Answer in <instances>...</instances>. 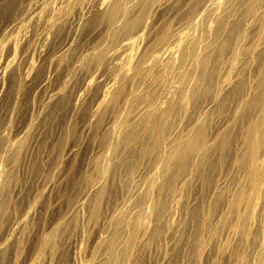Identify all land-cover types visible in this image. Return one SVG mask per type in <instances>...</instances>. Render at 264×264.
Returning a JSON list of instances; mask_svg holds the SVG:
<instances>
[{"label":"bare ground","instance_id":"obj_1","mask_svg":"<svg viewBox=\"0 0 264 264\" xmlns=\"http://www.w3.org/2000/svg\"><path fill=\"white\" fill-rule=\"evenodd\" d=\"M6 2L7 0H0V6ZM28 2L31 3V0H28ZM20 18L17 21L11 20L12 23L10 24H5L0 47L1 45H7L13 48L19 40H24L31 30L38 26L41 29L36 33L33 32L31 36L32 40L35 41V45H31L33 42L29 45L33 47H30V49L26 47V50L18 58L11 57L3 62L0 61V88L1 79L8 69L19 74L18 82H12L11 80V84H9L12 90L10 103L15 104L18 97L25 98L27 91L24 94L25 96L23 95L24 97L19 95L24 89H29L34 94L33 96H40L39 102L37 101L38 104L33 103L37 104L38 113H43L50 106L63 102L65 107L60 104L65 108V113L68 112L69 115V118H66L71 119L81 110L80 108L87 100L85 98L89 93L88 90L96 86L98 89L96 96L92 98L91 95H95L94 93L90 94L91 97L88 95L89 99L92 98L88 100L90 101V106L87 105L89 109L86 110H89L88 117L87 119L86 116L85 118L81 117L86 120L79 122L80 128L88 136V132L94 127L93 122H96L95 118L104 112L106 117L102 116L103 120L100 121L101 124L99 122V129H102L101 133H106L105 138L108 140H105L106 142L102 140L106 144L104 151L102 149L101 152L103 154L97 156L98 159L96 157L95 160V153L93 154L94 161H91L92 163L88 161L90 166L87 167L90 169V175H94L93 178L86 176L83 179L84 184L81 192L71 198L72 202H69L70 205H68L70 208H66L68 209L66 212H64V209V213H57L58 215L56 214L57 216L53 220L49 221L47 219L49 224L45 222L48 224L46 228H49L50 230H47L50 232L45 235L43 233L47 230L36 233L37 236L34 240L36 239L38 244L35 245L37 246V249L35 247L36 250L33 247L36 251V254L33 255L35 257L23 264H39L41 259H39V255H45V264H51L53 262L52 256L56 254L57 249L50 240L49 233L62 230L71 220L69 219L71 212L82 211L81 209H85L84 206L86 208L87 206L90 207L88 210L89 212L91 210V215L88 216L93 220L92 215L101 205L104 206L103 209L107 210L106 218L98 227L97 224L94 225V221L89 223L90 225L88 224L90 226L89 230L92 227L95 231L94 228H96L94 235L91 233L92 231L90 232L87 229L93 235L90 236L91 239L85 231L80 230L82 232L77 234L79 235L77 237H80V242L89 237L90 252L86 260H82L83 262L78 261L81 259L79 256L82 254V248L79 244H71V233L66 232L65 235L61 236L59 246L62 251L59 252L66 251L68 253V255L66 254L68 264H171L174 256L178 259L174 258L176 264H184L183 261H186V256L195 257V253L189 254L187 247L192 246L191 243L194 241H198V237H202L198 236V231L203 236L206 233L204 231L207 230L209 224L206 219L207 216L204 214L208 213V216H212L213 211H210V209L214 210L219 203L222 205L217 207L219 208L217 212L216 209L214 210L216 217H213H215V221L221 223L222 227L216 224L218 228L221 227L220 231L216 228L220 234L215 232L216 229H211L215 230L214 233L219 234V237L215 234L216 237L213 238L215 236L211 235L213 232L205 235H208L210 239L213 238L212 241L215 245H217L216 240L219 239H224L225 242L222 244V248L216 246L215 250L211 248L213 250V252L210 251L212 255L209 252L210 248H207L209 252L207 255L210 256H204L206 257L204 260H209L211 263L213 257H219V259H224L223 262L226 261V264H228L227 259H230V264H264L263 238L253 236L252 241H249L250 235L259 234L261 236L260 233H264V0H183L181 3H179V0H33L29 7L25 9L22 19ZM97 18L100 21L96 23L95 19ZM150 18L152 21H150ZM92 21L95 24L85 30L83 45L80 44L81 47L76 48L74 37H78L76 34L82 26L84 27ZM64 23L67 27L61 26V28L67 29L63 30L62 28V30H68L65 33L67 34L65 42L57 47L47 48L48 37L55 38L60 25H64ZM9 30H15L18 39L8 37L6 32ZM63 31L61 33H64ZM247 37L250 39L249 46L244 48V41ZM77 39L79 40V38ZM94 39L97 40L96 46L88 47L89 42ZM108 41V45L105 46ZM76 44L79 45V43ZM27 45L25 44V46ZM83 48H85V52L82 51ZM67 53H71L70 65L72 69L68 72L63 70L59 74L58 71H60V68H64L63 65L66 63L65 56L68 59ZM241 54H243L242 58H240ZM32 55L36 56V62L31 58ZM97 56L103 58L101 67L97 63ZM93 57H95V64L98 66L94 65L92 71L87 72V62ZM100 59L99 57L98 61ZM255 60L258 62L253 71L254 76L251 74L254 77V79L252 78L254 83L248 80L250 83L248 82V90L245 91L247 88L244 80L248 76L243 74L245 76L243 81H240L241 78L238 81V78L242 71L248 72L244 70V66L248 68ZM91 61L93 62V60ZM83 62L84 66H82ZM39 65L43 66L44 70L42 71L44 72L35 79L34 72L36 67L39 68ZM90 66L92 67V65ZM57 73L61 75V78L58 76L60 82L57 81V84H53L52 77ZM241 82L243 84H240ZM73 85L76 87L74 88ZM71 86L73 89L69 88V93H65V90ZM91 91L95 92L92 89ZM153 91H157V94H153ZM192 92L196 93L195 95L199 94L201 97V102H195L196 105L194 106L192 105L193 100L189 97ZM175 93L176 95L178 93L179 96V110L184 113L182 116L187 114L188 122L184 123L183 127H179L181 126L179 124L181 117L179 116L180 119L177 118L179 122L174 123L173 126L171 125V128L169 125L164 129L166 122H168L167 116L173 114L168 110V106H170L169 99L171 100L172 95ZM247 95H250V97L248 98ZM32 98L31 101L35 99L32 100ZM178 98L176 96V99ZM189 103L194 107V116L191 120H189L188 113L185 112ZM173 106L176 107L175 104ZM192 106L190 107L192 108ZM224 106L229 115H222L225 110ZM218 107L224 110L219 113L218 117L216 116L215 121L213 119L212 128L209 126L210 130H207L208 115ZM243 111L246 113L245 119L248 116L253 118L246 120L245 139L241 137V144L246 143V145L244 144L246 149H242L243 153H238L240 154V160L244 155L243 163H237L241 164L240 168L235 166V172L234 169L232 170L234 168L233 162H228L227 166L229 163L231 166L227 169L225 166L224 169L226 170L223 169V166L222 170L224 171H222L219 168L220 165H215L213 162L216 161H212V164L218 166V170H221L216 174L214 173V175L211 173L213 175V186L203 195L196 196L192 194L193 197L187 198L185 196L186 199L181 201L179 196L183 189H187L192 181L198 179V177L203 179V175L207 171L209 172L207 164L211 163H208L210 159H213L211 156L214 154V158L218 163H220V159L224 158L225 151L228 150L226 148L229 147L227 136L230 131L227 132V130L231 129L230 125L234 121L237 120L239 123L238 119L240 117L238 115H241L240 112ZM5 112L4 118L6 117L7 120L5 119L6 121L4 120L5 122L0 125V141H2L0 143H3L2 147L0 146V223L9 220L8 211L12 205V199L20 194L22 184L20 181L18 183L15 179L16 176H14V172L19 167V157L25 154L27 146L32 145L34 142L38 144L36 140L40 134L37 132V134H32L33 122L35 119L38 120L40 115L38 114L34 116L35 118L29 119L22 135L12 140L8 135L10 131L8 125L10 112ZM162 115L166 116L158 122L157 117ZM205 116L208 117V120L206 118L207 121ZM72 119L69 122L73 121L72 123H74L77 120V118L75 121ZM72 123H69L68 126H72ZM234 130L236 131L235 127ZM140 131L144 132L141 138L143 136L146 139L148 138L145 140L149 141L146 145H140L145 144L144 141L141 143ZM91 133L90 135H92ZM239 133H237L239 136H243V133L241 135ZM30 135L32 136L30 137ZM94 135L96 134L94 133ZM25 139L29 141L27 140V142ZM239 140L240 138L237 141ZM100 143L102 144L101 141ZM237 144H240V141ZM80 145L78 143L68 145L63 153L60 152L62 159H73V156H76L79 152ZM239 147L236 146L235 149ZM228 155L231 156V153ZM21 158L23 157L21 156ZM90 159L93 160L91 156ZM131 159L136 161L133 163ZM142 161L145 163H141ZM88 162L86 161V163ZM20 164H22V160ZM133 165H135V173L132 169L134 168ZM212 169L210 168L213 172ZM215 172L217 171L215 170ZM115 174L122 176L117 177V182L116 184L113 183V186L110 180H113ZM207 174L204 175L205 179H207ZM230 174H232V177L235 174L237 176L241 174V180L239 178H232L231 180L234 182L233 179H235L236 191L234 194H231L229 190L228 193L225 189ZM36 178L37 175L31 179L35 181ZM7 182L12 187L11 191L6 190ZM122 182L124 185H122ZM109 183L112 185L109 186ZM246 184L248 188L245 187ZM34 185L32 184V186ZM55 185L56 178L47 182L46 190ZM32 186L27 187L26 198L30 197L31 194L38 197L37 187L33 190ZM111 187L116 189L117 194L115 196L110 195L112 193ZM190 191L192 190L190 189ZM110 196H114V198ZM211 198L214 199L207 203V200ZM228 198L230 199L228 200ZM34 204L35 202H26L21 207L19 215L15 218L12 217L7 234L0 242L1 263L4 258L6 259L7 254L9 261L15 258L16 254L21 255L19 251L22 247L18 241L22 237L26 238L28 232H30V230H27L29 228L27 225L35 212ZM238 206L242 208L241 210L238 208L240 211L237 210ZM195 210H198V212L194 213ZM230 210L232 213L234 212L232 221L228 220L230 217L232 218L231 215L228 216L229 218L227 217ZM201 212H204V214L199 218L198 215ZM51 213L54 214V212ZM90 218L86 217L87 221ZM32 220L30 219V221ZM212 221L210 220V222ZM192 222L193 224L196 222L194 228H198V230L196 229L197 235L196 231L193 235L191 233L189 235L184 234V231L188 229L187 227L184 230L186 223L189 226ZM84 224L82 225L84 226ZM29 225L31 226L30 222ZM252 226H254V232L251 231ZM71 231L73 233L72 227ZM32 234L34 235V232ZM20 236L21 238H19ZM31 240L33 241V239ZM212 241L213 247L214 243ZM158 242H161L163 247L157 245ZM230 242H233V245L236 242L242 247V254L239 253L241 251L235 253L232 250L233 248L231 250L235 255L233 256L232 252L228 253L231 251L230 245L232 246ZM152 244H155V246ZM19 246L21 247L20 250ZM199 247L197 246V248ZM25 249L27 250V247ZM188 250H192V247ZM198 252L196 254L200 256L201 253L199 255ZM149 256H152V258L145 260V257ZM61 257L62 255H60V259ZM13 260H11V263L4 261L3 263L12 264ZM55 261L58 262L57 258ZM191 262L193 260L189 264ZM201 262L199 260V263L203 264ZM199 263L196 257L194 264ZM59 264H61V261ZM185 264H188V262Z\"/></svg>","mask_w":264,"mask_h":264},{"label":"rangeland","instance_id":"obj_2","mask_svg":"<svg viewBox=\"0 0 264 264\" xmlns=\"http://www.w3.org/2000/svg\"><path fill=\"white\" fill-rule=\"evenodd\" d=\"M30 1V0H29ZM32 1L33 0H31V3H32ZM183 0H179V3H181ZM31 3H29L28 2V0H7V2L5 3V4H3V5H1L0 6V41H1V38H2V33L4 32L3 30L5 29V27L4 26H6L7 24H10V23H12V21H17L19 18H20V15H21V18L20 19H22V17H23V14H24V11H25V9H27V7H29V5L31 4ZM85 3V1L83 2V4ZM20 4V5H19ZM21 4H23L22 6H23V8H22V6H21ZM26 4V5H25ZM27 6V7H26ZM22 8V9H21ZM98 18H100V17H98ZM95 19L96 20V23L98 22V21H100L99 19ZM131 19V18H130ZM12 20V21H11ZM94 20V21H95ZM9 21V22H8ZM11 21V22H10ZM150 21H152V19L150 18ZM6 24V25H5ZM95 24V22H91V23H88L87 25H85L84 27H83V30H82V27L79 29V32H77V34H76V36H78L77 38H79V40L76 38V37H74V45H76V48H78L79 46H80V44H82V41L83 40H85V33H86V31L85 30H88L91 26H93ZM61 26H64V27H67L66 26V24L64 23V25H60V27H59V30L57 31V34L55 35V38L53 37H51V36H49L48 37V42H47V48H54V47H57L59 44H63L64 42H65V39H66V36H67V34H65V33H67V31H63V30H66L67 28H63V30H62V28H61ZM3 28V29H2ZM86 28V29H85ZM41 29V27L40 26H38V27H36L35 29H33V30H31V32H29L28 33V35H27V37L24 39V40H19L17 43H16V45H14L13 46V48L12 47H10V46H7V45H1V52H0V61L1 62H3V61H5L7 58H11V57H15V58H18V57H20L21 55H22V52L23 51H25L26 49V47L28 48L29 47V49H30V47H33L34 45H35V41L34 40H32V34H33V32H37V31H39ZM81 30V31H80ZM64 32V33H61V32ZM81 32V33H80ZM31 33V34H30ZM80 33V34H79ZM84 34V35H83ZM6 35L8 36V37H10L11 39H18V36H17V32L15 31V30H9V31H7L6 32ZM81 36V39H80V36ZM84 38V39H83ZM78 41H77V40ZM32 40V41H31ZM81 40V41H80ZM249 37H247L246 39H245V41H244V48H247L248 46H249ZM77 41V42H76ZM33 42V43H32ZM104 42H105V40H104ZM32 43V44H31ZM76 43H79V45L78 44H76ZM96 43H97V40L96 39H94V40H92V41H90L89 42V44H88V47H91V46H96ZM108 43H109V41L108 42H106L105 44V46H107L108 45ZM245 43H247V44H245ZM25 44L27 45V46H25ZM29 44H31V45H33V46H31V45H29ZM78 45V46H77ZM83 45V44H82ZM8 47H10V48H8ZM81 47V46H80ZM82 51L83 52H85V48H83L82 49ZM31 54V53H30ZM70 54L71 53H67L66 55H68V59H67V57L65 56V64L63 65L64 66V68L62 69V68H60V71H58L59 72V74H61V72L63 71V70H65L64 72H66V70H67V72L69 71V70H71L72 69V66L70 65L71 64V57H70ZM242 56H243V54H241V57L240 58H242ZM96 57V56H95ZM95 57H93V59L91 58L90 60H88V62L90 61V65H92V67L88 64V62H87V60L85 61V63L87 62V65H89L88 67H87V65H86V68H87V72H91L92 71V68H93V66L95 65V66H98L99 65V67H101V64L103 65V58L101 57V56H97V63H99L98 65H96L95 63H96V60H95ZM101 58L100 59V61H98V58ZM31 58L34 60V62H36V56L35 55H32L31 56ZM68 60V61H67ZM91 60H93V62L91 61ZM258 60V59H257ZM257 60H255L254 62H252V63H254V64H250L249 65V67L247 68V66H244V70L245 71H248V72H244V71H242L241 72V74H240V76H239V78H238V81H239V79L241 78L242 80H240V81H243L244 80V78H245V76H248V77H246L245 78V80H244V83H245V81H246V84H245V87L247 88V85L250 83V82H252V83H254V81L252 80V78L254 79V74H253V71H254V69H255V67H256V65H257ZM102 62V63H101ZM105 62V61H104ZM68 64V65H67ZM85 64H84V62H83V65L82 66H84ZM245 65V64H244ZM38 66V65H37ZM41 65H39V68H37L36 67V70H35V72H34V74H35V79H37L38 77H40L39 75L40 74H43V72L44 71H42V70H44V68H43V66H41ZM66 66H71V67H66ZM90 67V68H89ZM67 68V69H66ZM85 68V67H84ZM252 68V69H251ZM89 69V70H88ZM248 69V70H247ZM249 71H251V72H249ZM58 73L56 74V75H53L54 77H52V82H53V84H57L58 82H60V78H61V75H59ZM63 74V73H62ZM245 76H244V75ZM251 74L253 75V76H251ZM18 75V76H17ZM38 75V76H37ZM58 76H60V78L58 77ZM249 76H250V78H249ZM19 74H17V73H15L14 71H11V69H8V71L3 75V78L1 79V88H0V99L2 100H0L1 102V104H0V125L1 124H3L2 122H5L6 120H7V118L5 117L4 118V116H5V111H9L10 112V116H9V118H8V125H9V129H10V131H9V137L13 140V139H16L17 137H19V136H21L22 135V133H23V130L25 129V127L28 125V121H29V119L30 118H35L34 116H36V115H38V114H40L39 115V118H38V120L37 119H35L34 120V124H33V126L35 127H32V130H33V133L32 134H39V137L37 138V140L36 141H38V144H36L37 142H34L35 143V145H34V143L31 145L30 144V146H27V148H26V152H25V154H22L21 156L23 157V158H21V156L19 157V167H18V170H16L14 173V176H16L15 177V179L17 180V182L18 181H20L21 182V188H20V194H19V196H17L16 198L15 197H13V199H12V205H11V207H10V209H9V211H8V214H9V216H10V218H9V220H4L3 222H1L0 223V242H1V239L5 236V234H7L6 232H7V229L9 228V226H10V223H11V221H12V219L13 218H15L16 216H18L19 215V211H20V209H21V207L23 206V205H25L26 204V202H35V204H34V207H35V212L33 213V216L35 217H33L32 216V218H33V220H32V218H30L32 221H30V219H29V221H28V225H27V227L29 226V228L27 229V230H30V232H28V236L25 238V237H22L21 238V236L19 237V238H21L22 240H24V241H22L21 239H19V241H18V243L19 244H21V247H22V249H21V247L19 248V250L21 251H19V254H21V255H19L18 256V254H16L14 257L16 258V259H18V260H16L15 258H13L14 260H16V261H14L13 259H10V261L8 260L9 258H7V256H8V254H7V256H6V259L4 258V262H10L11 263V260H13V262H12V264H16V263H18L19 261V263L20 264H23L25 261H28L29 259H31L32 260V258H34L35 256H33L34 254H36L35 252V250L37 249V246H35V245H37L38 244V241L35 239L34 240V238H36V236H37V234L38 233H40L41 231H43V230H50L49 228H46V227H48V224H49V221H51V220H53L58 214H63L64 212H66L70 207L68 206V205H70L69 204V202H72V197H75V195L77 194V193H80L81 192V190H82V186H83V184H84V181H83V179L86 177V176H91L90 174V169H88V167L87 166H90V164H89V162L88 161H90V163H92L93 161H94V157H95V160H96V157L98 156H100V154H103V153H101L102 152V149H103V151H104V149H105V146H106V144L104 143V142H106V141H108V140H106V133L104 134V132H102L101 133V131H102V129L100 130L99 129V122L101 121L102 122V116H104V117H106L105 115H106V113H104V112H102L101 114H100V116L99 117H96L95 118V121L98 123H96V122H93V125H94V127H92L91 128V131L93 130V129H95L94 131H93V133H91V131H89L88 132V136H87V133L86 132H82L81 131V126H80V123L82 122V121H85L86 119H87V117H88V111H86L87 109H89L88 108V106H90V101H88V100H91L92 98H93V96L95 97L96 96V92H98V89L96 88V86H95V88H94V86L91 88L92 90H95V92H93V91H91V89L90 90H88V94L86 95V98L85 99H87V100H85V102L83 103V105L85 106H83L82 105V108H80L81 110H79V112L78 113H76L75 114V117L73 116L72 118L74 119V121H75V119L77 118V120L74 122V123H72V122H69L71 119H67L66 117H68L69 118V115H68V112H67V114L65 113L66 111H65V104L62 102H59V103H57V104H54V105H52V106H50L47 110H45V111H43V113L42 112H39L38 113V108H37V104H38V99L40 100V96L39 95H35V96H33L34 94H32L30 91L31 90H29V89H24L23 90V92H21V94L19 95V96H23L25 93H27V94H25V95H27V96H25V98H22V97H18V99L15 101L16 103L15 104H11L10 102H11V98H12V90H11V88L9 87V84H11V80H12V82H18V80H19ZM57 77V78H56ZM56 79V80H55ZM58 79V80H57ZM250 82H249V81ZM58 81V82H57ZM249 82V83H248ZM240 84H243L242 82L240 83ZM76 85V84H75ZM75 85H73V87L75 88L76 86ZM73 87L71 86V87H68L65 91V93H69V88L72 90L73 89ZM70 90V91H71ZM248 90V88L247 89H245V91H247ZM27 91V92H26ZM193 91V90H192ZM91 92V93H90ZM157 91H153V94L155 93V94H157L156 93ZM92 93H94L95 95H93ZM29 94H32V95H29ZM90 94H92L91 96H92V98H90L89 99V97H91L90 96ZM191 94H192V96H191ZM190 94V98L193 100V102H192V100L190 99V103L194 106V105H196V103H199V101L201 102V97L199 96V94H197V95H195L196 93H194V92H192ZM88 95H89V97H88ZM3 96V97H2ZM23 96V97H24ZM29 96V97H28ZM36 96H38L37 98H35ZM176 96H177V98L179 97L178 96V93H177V95H176V93L174 94V95H172V97H171V100L169 99V105L170 106H168V110H170L173 114L171 115V116H167V119H168V122H166V125L164 126V129H166L167 127H169V125H170V128H171V125L173 126V125H175L176 124V122H179V119H180V117H181V119H180V125L181 126H179V127H183L184 125V123L186 124L187 122H188V116H186V115H183V116H185V117H183L182 116V114H184L183 112H180V110H179V98L178 99H176ZM3 99H2V98ZM32 97H34V98H32ZM198 97H200V99H198ZM247 97L249 98L250 97V95H247ZM29 98V99H28ZM31 98H32V100L33 101H31ZM194 98V99H193ZM176 99V100H175ZM36 101V102H35ZM38 101V102H37ZM174 101H176V103H174ZM198 101V102H197ZM89 102V103H88ZM172 102V103H171ZM196 102V103H195ZM30 103V105H28V104ZM33 103H37V104H33ZM64 106V107H62V105ZM175 104V106L176 107H174L173 105ZM190 103L188 104V108H187V111H185V112H187L188 113V115H189V120H191L192 118H193V116H194V107L192 106V105H190ZM32 104V105H31ZM60 104V105H59ZM86 104V105H85ZM88 105V106H87ZM31 106H32V109H31ZM61 106V108H59ZM190 106H192V108L190 107ZM227 106V105H226ZM34 107H36V108H34ZM58 108H59V110H60V112H59V110H58ZM64 108V109H63ZM85 108V109H84ZM167 108V107H166ZM166 108H164V109H166ZM175 108V109H174ZM177 108V109H176ZM219 108V107H218ZM215 108L214 110H213V112H210L211 114H213L212 116H211V114H209L208 115V117H209V120H208V117H206L205 116V120H206V118H207V122H208V124H206L207 125V130H210V127L212 128V125L211 124H213L214 123V121L217 119L216 118V116L218 117V115H219V113L221 112L222 113V111L224 110L223 108ZM224 108H225V106H224ZM172 109V110H171ZM189 109V110H188ZM35 110H36V112H35ZM176 110H178L177 112H180V113H177L176 112ZM191 110L193 111L192 113H191ZM219 110V111H218ZM227 109L225 108V110L223 111V113H222V115L223 114H227L228 112L226 111ZM62 111V112H61ZM225 111H226V113H225ZM5 112V113H4ZM82 112V113H81ZM85 112V113H84ZM175 112V113H174ZM36 113V114H35ZM42 113V114H41ZM241 113V115L239 114L238 115V117H240L239 119H238V121H239V123L237 122V120L236 121H234L231 125H230V127H231V129L230 130H227V132L228 131H230L229 133H228V136H227V140H228V144H229V147H227L226 148V150L227 151H225L226 153L225 154H227L226 156H225V154H224V158H222V159H220L219 160V162L220 163H218V161L214 158V154L211 156V158H213V159H210L209 160V162L208 163H210V164H207L210 168H213L212 170H213V172L210 170V168L208 167L207 168V170H209V172L207 171V175L209 176V175H211V176H209V178H208V176L206 177L207 179H205V176H206V174H204L203 175V179L202 178H199L198 177V179H196V180H193L192 181V184H190V186H188L187 187V189L185 188V190L188 192H186L184 189H183V191L180 193V196H179V198L181 199V201H183V200H185L186 199V197L187 198H190V197H193L194 195H203V193H205L208 189H210L212 186H213V179H212V176L214 175V173L216 174V173H218V172H220L221 170H222V167H223V169L225 168V166H226V169L227 168H229V166H231L230 165V163L228 164V166H227V163L228 162H233L232 164H233V167L234 168H232V170L233 171H235V169L236 168H240V166H241V164L243 163L242 161L244 160V155H243V157H241V160H240V154H238L239 152L240 153H243V150L244 149H246V143H243V145L241 144V137H243V139H245V135H246V130H247V128H246V126H247V121H248V119L250 120L251 118H253V117H250L249 118V116H248V118L247 119H245V117L244 116H246V113L243 111V112H240ZM243 113V114H242ZM4 114V115H3ZM83 114H85V115H83ZM104 114V115H103ZM163 114H165V113H163ZM208 114V113H207ZM206 114V115H207ZM215 114H217V115H215ZM245 114V115H244ZM215 115V116H214ZM227 115H229V114H227ZM3 116V117H2ZM78 116H80L79 118H78ZM84 117L85 118V116H86V119H84V118H81V117ZM166 115H162V116H158L157 117V121L159 122L161 119H163L164 117H165ZM180 116V117H179ZM161 117V118H160ZM179 117V119H177ZM2 118H3V120H2ZM99 118V119H98ZM174 118V119H173ZM183 118V119H182ZM242 118V119H241ZM6 119V120H5ZM72 119V120H73ZM213 119H214V121H213ZM5 120V121H4ZM178 120V121H177ZM245 120V121H244ZM247 120V121H246ZM211 121V123H209ZM80 122V123H79ZM101 122H100V124H101ZM181 122H183V123H181ZM244 122V123H243ZM69 123H72L71 125L72 126H68V124ZM170 123V124H169ZM172 123V124H171ZM175 123V124H174ZM206 123V122H205ZM241 123V124H240ZM243 123V124H242ZM246 123V125H244ZM35 124H36V126H35ZM37 124H38V126H37ZM237 124V125H236ZM239 124V125H238ZM40 125V126H39ZM97 125V126H96ZM244 125V126H243ZM167 126V127H166ZM210 126V127H209ZM234 127H235V129H236V131L234 130ZM239 127V128H238ZM244 127V128H243ZM41 130H40V129ZM169 128V129H170ZM240 129V130H238V129ZM36 129V130H35ZM243 129V130H242ZM31 131V130H30ZM40 131V132H39ZM98 131V132H97ZM100 131V132H99ZM233 131V132H232ZM243 131V132H242ZM37 132V133H36ZM141 132V133H140ZM138 134L140 135V138H141V135L144 133L143 131H140ZM234 132H235V134H234ZM238 132H240L239 134L241 135V133H243V136L241 135V136H239L237 133ZM81 133V134H80ZM86 133V134H85ZM90 133L93 135H90ZM94 133L96 134V135H94ZM31 134V133H30ZM104 134V135H103ZM234 134V135H233ZM139 135H137V136H139ZM144 135V134H143ZM231 135H233V136H231ZM236 135H237V137H236ZM32 135H30V137H31ZM95 136H96V139H95ZM231 136V137H230ZM91 137V138H90ZM99 137V138H98ZM101 137V138H100ZM102 137H103V139H102ZM235 137V138H234ZM97 138H98V140H97ZM105 138V139H104ZM231 139V141L233 142H231L230 141V139ZM236 138H240V144H237V142L239 143V141H237L238 139H236ZM29 139V138H28ZM28 139H25L26 141L28 140ZM148 139V138H147ZM146 138H145V136H143L142 138H141V143H143V141H144V143L145 144H140V145H146L149 141H145V140H147ZM104 142H103V141ZM106 140V141H105ZM227 140H226V142H227ZM29 141V140H28ZM27 141V142H28ZM97 141H98V143H97ZM100 141L102 142V144L100 143ZM237 141V142H236ZM245 141V140H244ZM0 142H2V141H0ZM93 142H94V145H93ZM81 144L80 146H79V152H77V154H76V156H73V159H71V160H68V159H62V157H61V155H60V152L61 153H63L64 152V150L66 149V147H68V145L70 146V145H72V144ZM95 143H96V145H95ZM104 143V144H103ZM108 143V142H107ZM3 143H0V146L2 145ZM235 144V145H234ZM245 144V145H244ZM99 145V146H98ZM93 146V147H92ZM97 146V147H96ZM103 146H104V148H103ZM228 146V145H227ZM239 147V148H236L235 149V147ZM243 146V147H242ZM245 146V147H244ZM2 147V146H1ZM34 147V148H33ZM94 147H96V148H94ZM99 147V148H98ZM31 148V150H29ZM33 148V149H32ZM99 149H101V150H99ZM235 149V150H234ZM237 149H243L242 151L241 150H237ZM61 150H63V151H61ZM96 150V151H95ZM28 151V152H27ZM98 151V152H97ZM236 151H237V153H236ZM100 152V153H99ZM232 152H233V154H232ZM32 153V154H31ZM91 153V154H90ZM96 153V154H95ZM99 153V154H98ZM231 153V156L233 157V159H232V157L230 156V155H228V154H230ZM236 153V154H235ZM93 154H95L94 155V157H93ZM238 154V155H237ZM24 155V156H23ZM31 155V156H30ZM59 155H60V157H59ZM236 155V156H235ZM26 156V157H25ZM90 156L92 157V159L93 160H91L90 159ZM98 157H97V159H98ZM227 157V158H226ZM228 157H230L229 159L231 160H229L228 159ZM21 158V159H20ZM26 158V159H25ZM237 160H239V161H237ZM239 158V159H238ZM243 158V159H242ZM89 159V160H88ZM215 159V160H214ZM224 159V160H223ZM229 161H228V160ZM21 160H22V164H20L21 163ZM62 160V161H61ZM234 160H236V161H234ZM86 161L88 162V163H86ZM92 161V162H91ZM136 160H134L133 161V159H131V162H135ZM145 161V160H144ZM144 161H142L141 163H143ZM212 161H216L217 162V164H216V162H213V164L215 163V165H220L219 166V168L221 169V170H218L219 168H218V166H215V165H213L212 164ZM222 161V162H221ZM225 161H227L226 163H225ZM146 162V161H145ZM144 162V163H145ZM237 163H241V164H237ZM89 164V165H88ZM225 164V165H224ZM234 164H236V165H234ZM136 165V164H135ZM135 165H133V167L134 168H132V169H134V173H135ZM210 165H212V166H210ZM239 165V167H237ZM214 166H215V168H214ZM235 166H236V168H235ZM217 167V168H216ZM226 169H224V170H226ZM215 170L217 171V172H215ZM224 170H222V171H224ZM206 171V170H205ZM236 172V171H235ZM17 173V174H16ZM211 173H213V175L211 174ZM233 174H234V172H232ZM37 175V178H36V180L34 181V179H31V178H33L34 176H36ZM115 175H116V177H115ZM114 175V177H113V180L111 181L110 180V182L113 184V183H115L116 184V182H117V177H119V175L120 174H115ZM118 175V176H117ZM134 175H136V174H134ZM241 175V174H240ZM239 174H238V176H240ZM92 176H94L93 174H92ZM91 176V178H93ZM122 175H120V177H121ZM230 176H231V178H230ZM236 174L234 175V177H232V174H230L228 177H229V179L227 180L228 182H226V187H225V189L228 191H230V193L232 194H234V192L236 191V185H234V182H235V179H233V181L234 182H232L231 180H232V178H239L240 180H241V176L240 177H238ZM56 178V185L55 186H53L51 189H49V190H46L47 188L45 187L46 186V184H47V182L48 181H50V180H54ZM31 179V180H30ZM30 180V181H29ZM34 181V182H33ZM206 181V182H205ZM210 181V182H209ZM237 181V180H236ZM20 182H18V183H20ZM32 182V183H31ZM194 182H198L197 183V185H195L196 183H194ZM207 183V184H205V183ZM24 183V184H23ZM111 183H109V186H110V184ZM125 183V182H124ZM199 183H201V184H199ZM211 185H210V184ZM28 184H30V185H28ZM32 184L34 185V186H32ZM111 184V185H112ZM198 184H199V186H198ZM204 184V185H203ZM209 184V185H208ZM233 186H232V185ZM28 185V186H32V188H33V190H35L36 189V187H37V189H38V191H39V193H38V197H35V195L33 194V196H32V194L31 195H29L30 197H27L26 198V196H27V193H26V191H28V189H27V187L26 186ZM122 185H124L123 184V182H122ZM207 185V186H206ZM113 186H114V184H113ZM195 186H197L198 188H196ZM201 186H203V188H204V190H203V188H201ZM232 186V188H230ZM208 187V188H207ZM245 187L246 188H248L247 187V184L245 185ZM30 188V187H29ZM112 189V193H110V195L112 196V194L115 196L117 193H116V189H114V187H111ZM193 191V193H192V191H190V189ZM201 188V189H200ZM115 191H114V190ZM196 189H199V190H196ZM232 189H234V190H232ZM6 190L7 191H11L12 190V187L10 186V184L7 182L6 183ZM226 191V192H227ZM229 191H228V193H229ZM232 191V192H231ZM208 192V191H207ZM186 193V194H185ZM183 194V195H182ZM192 194H194V195H192ZM110 196V197H111ZM114 196L113 197H111V198H114ZM183 196V197H182ZM186 196V197H185ZM28 199V200H27ZM214 198H211V199H209V200H207V203H208V201L210 202V201H212ZM230 198H228V200H229ZM27 200V201H26ZM222 202V201H221ZM206 203V204H207ZM219 203V202H218ZM217 203V204H218ZM219 205H220V203H219ZM218 205V206H219ZM222 205V204H221ZM220 205V206H221ZM217 206V207H218ZM85 207V209L87 210H85L84 208L83 209H81L82 211H80V210H77V211H75V213H74V211L73 212H71V216H70V218L69 219H73L72 221L70 220L67 224L68 225H70V226H68L67 224H66V226L62 229V230H60V231H57L56 233H49V237H50V240L52 241V243H53V245H54V247H56L55 249H57L56 250V254L54 255V256H52V259H53V262H54V264H59L60 263V261H61V264H68V253L66 252V251H64V252H59V251H62L61 249H60V243H61V236H63V235H65V233L66 232H68V233H71V240H70V242H71V244L72 245H77V244H79L80 246H81V252H82V254H81V256H79L81 259L80 260H78V261H80V262H83L84 260H86V258L88 257V253L90 252V245H88V244H90V242H88V240L89 239H91V237L94 235V233H95V231H96V228H94L95 229V231H93V228L91 227V230H89L90 229V226H88V224L89 223H93V221H94V225L95 224H97L96 226L98 227L103 221H104V219L106 218V214H107V210H105V208L103 209V205H101L99 208H98V210H96L95 211V213L92 215V218H93V220L89 217L91 214V210H90V212H89V210L88 209H90V207L88 208V206H87V208H86V206H84ZM215 208L216 209V212L218 211V209L219 208ZM66 208H68V209H66ZM241 210L242 208L240 207V206H238L237 207V210L238 211H240L239 209ZM64 209H65V211H64ZM214 209V210H215ZM52 210V211H51ZM55 210V211H54ZM85 210V211H84ZM214 210H211L210 209V211H213L212 213L211 212H209V213H211V215L212 216H208L209 214L208 213H206V214H204V212H201V214L200 215H198L199 216V218H201L202 217V215L204 214V215H206L207 217H209V218H207L206 216H204V217H206V219H207V222H208V228H207V230H205L204 232H206V233H204V236L203 235H200L199 234V231H198V236H202V237H198V241H194L193 243H191L192 244V246L191 245H189L188 247H187V251L189 252V254L191 255V254H194L195 255V257L194 256H190V257H185V259H186V261L184 260L183 262H184V264L185 263H187L188 262V264H189V262L191 261V260H193V262H191L190 264H194V260L196 259V257L198 258V263H199V260H200V262H201V260H202V262L201 263H203V264H208V263H210V261L208 260H204V258L206 259V257L207 256H210V255H212V252H213V250H215L216 249V247H221L222 248V244H224V242H225V240L224 239H219L220 240V242H218L219 240H216L217 241V245H215V243H214V241H212V240H214L213 238H215L216 237V235L219 237V234H220V228L222 227L221 226V223L220 222H218L217 220V222L215 221V217H216V215H214L215 214V211ZM54 212V214L53 213H51V212ZM64 211V212H63ZM50 212V213H49ZM77 212V213H76ZM198 212V210H195L194 211V213H197ZM58 213V214H57ZM73 213V214H72ZM231 213V214H230ZM48 214H49V216H48ZM50 214H52L51 215V217H50ZM57 214V215H56ZM208 214V215H207ZM228 215H227V217L229 216V215H231L232 216V218L230 217H228L229 219L228 220H233V216H234V212L232 213L231 212V210H230V212L229 213H227ZM54 215V216H53ZM75 215V216H74ZM89 215V216H88ZM74 216V217H73ZM213 216H215V217H213ZM13 217V218H12ZM48 217V218H47ZM86 217L87 218H90V219H88V221H87V219H86ZM101 217H102V220H101ZM52 218V219H51ZM75 218V219H74ZM211 218V219H210ZM214 219V221H212L213 219ZM11 219V220H10ZM42 219V220H41ZM44 219H45V221H44ZM49 221H48V220ZM68 219V220H69ZM86 219V220H85ZM100 219V220H99ZM86 222H85V221ZM99 220V221H98ZM210 220L212 221V222H210ZM228 220H227V222H228ZM231 220V221H232ZM98 223H97V222ZM231 221H229V222H231ZM29 222L31 223V226L29 225ZM48 222V224H46V223ZM88 222V223H87ZM96 222V223H95ZM41 223V224H40ZM45 223V224H44ZM72 223V224H71ZM83 223H85L84 224V226L82 225ZM87 223V224H86ZM219 225V226H221L220 228H218V226L217 225ZM90 225V224H89ZM211 225V226H210ZM41 226V227H40ZM45 228H44V227ZM95 226V227H96ZM192 226H193V228H192ZM196 226V222L193 224V222L192 223H190L189 224V226H188V223H186V225H185V228H184V230L188 227V229H189V231H188V229H186L185 231H184V234H187V235H189L190 233H191V235H193V233H194V231H196V235H197V230H198V228H194ZM210 226V227H209ZM215 226H217V227H215ZM71 227L73 228V233H72V231H71ZM87 227H89V228H87ZM198 227V226H197ZM40 228H41V230H40ZM86 228V229H85ZM219 229V231H217V229H216V231L215 230H211V229ZM70 231H69V230ZM84 229V230H83ZM87 229L93 234H91V233H89L88 231H87ZM193 229V230H192ZM197 229V230H196ZM45 231L44 233H43V235H45V234H48V232H50V231ZM75 230V231H74ZM80 230H82V231H85L86 232V235L87 236H91L90 238L89 237H87L85 234V237H87V238H85V240L87 239V241H82V242H80L79 241V239H80V237H77V236H79V235H77V234H79L80 232H82V231H80ZM211 230V231H210ZM253 230H255L254 229V226H252L251 227V231L252 232H254ZM38 231V232H37ZM40 231V232H39ZM187 231H188V233H187ZM207 231H209V232H207ZM214 231L217 233H219V234H216V233H214ZM34 232V235L32 234ZM88 232V233H87ZM186 232V233H185ZM210 232H213L211 235H215L212 239H210L209 238V236L208 235H205V234H207V233H210ZM252 232H251V234H252ZM37 233V234H36ZM32 235V237H31V235ZM90 234V235H89ZM261 234V236L259 235V234H257V235H250V237H249V241H252V239H253V236L255 237V238H263V241H264V233H260ZM196 235H195V237H196ZM34 236V237H33ZM27 238H28V240H27ZM89 238V239H88ZM200 238V239H199ZM205 238H207V239H205ZM210 240H209V239ZM17 239V240H18ZM26 239V240H25ZM31 239H33V241L31 240ZM216 239H218V238H216ZM31 241V242H28V241ZM205 241V243H204V241ZM207 240V241H206ZM20 241H22L21 243H20ZM199 241H200V243H199ZM211 241H212V243H214L213 244V247H212V244H211ZM26 242H28V244H26L25 245V243ZM80 242V243H79ZM161 242H158L157 243V245L159 244V246L161 245L162 247H163V244L161 243ZM193 244H194V246H193ZM206 244H210L209 245V247H208V245H206ZM230 244H232V246L230 245V250L232 249L235 253L236 252H239V251H241V252H239V253H241L242 254V251H243V248L242 247H240L236 242L234 243V245H233V242H230ZM152 245H154L155 246V244H152ZM204 245V246H203ZM25 246V247H24ZM158 246V247H159ZM160 246V247H161ZM197 246L200 248H197ZM211 246V247H210ZM216 246V247H215ZM234 246H236V247H234ZM237 246H239V247H237ZM27 247V250L25 249ZM33 247H34V249H35V247H36V249L34 250L33 249ZM59 247V248H58ZM191 247H192V250H188V249H191ZM204 247V248H203ZM194 248V249H193ZM210 248H213V250L211 249H209V252L210 251H212V252H210V255L208 254L207 255V253H209L208 252V249ZM215 248V249H214ZM234 248H235V250H234ZM241 248V249H240ZM33 249V250H32ZM60 249V250H59ZM197 249H199V250H197ZM26 250V251H25ZM202 250H203V252L205 253H203L202 252ZM206 250H207V252H206ZM230 251V252H228V253H231V254H233V256L235 255V253L233 252V251ZM238 250V251H237ZM30 251H32L31 253H30ZM34 251V252H33ZM192 251V252H191ZM196 251V252H195ZM199 251V252H198ZM25 252V253H24ZM27 252V253H26ZM29 252V253H28ZM199 253V255H200V253H201V255L200 256H198V254H196V253ZM18 253V252H17ZM60 253V254H59ZM203 253V254H202ZM28 254H30V255H27ZM32 254V255H31ZM67 254V255H66ZM84 254V255H83ZM23 255H24V257H23ZM26 255V256H25ZM59 255V256H58ZM60 255H62V257H61V259H63V260H61L60 259ZM65 255H66V257H65ZM87 255V256H86ZM203 255V256H202ZM207 255V256H206ZM23 258H22V257ZM33 256V257H32ZM44 256V257H43ZM43 256H41V255H39V264H45V259H46V257H45V255H43ZM64 256V257H63ZM148 256V255H147ZM204 256H206V257H204ZM214 256V255H213ZM213 256H211V257H213ZM19 257V258H18ZM28 257V258H27ZM30 257V258H29ZM43 257V258H42ZM59 257V258H58ZM176 256H174V258H175ZM192 257H194V258H192ZM201 257V258H200ZM21 258V259H20ZM26 258V259H25ZM56 258H57V260H58V262L57 261H55L56 260ZM85 258V259H84ZM148 258H152V256H149V257H145V260H147ZM174 258H173V260H174ZM189 258H190V261H189ZM23 259H25L24 261H22ZM66 259V260H65ZM79 259V258H78ZM208 259V258H207ZM83 260V261H82ZM171 261V264H176V260H178L177 259V257H176V260H174V261ZM205 262H204V261ZM212 260L213 261H211V263L210 264H214V262H215V264H216V262H218V264H223V263H227L226 261L225 262H223L224 261V259H219V257H217V258H212ZM215 260V261H214ZM218 260V261H217ZM230 259H227V261H228V264H230V261H229ZM3 261H2V263L1 264H4L3 263ZM22 261V262H21ZM40 261H41V263H40ZM63 261H65V262H63ZM197 261V260H196ZM221 261V262H220ZM44 262V263H43ZM53 262L51 263V264H53ZM67 262V263H66ZM172 262H174V263H172ZM220 262V263H219ZM8 263H6V264H8ZM18 263V264H19ZM200 264V263H199ZM256 264V263H255Z\"/></svg>","mask_w":264,"mask_h":264}]
</instances>
